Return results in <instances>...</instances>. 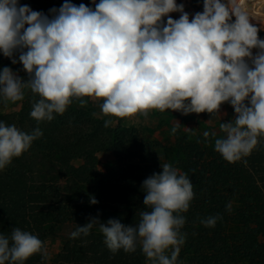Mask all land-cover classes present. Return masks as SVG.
Instances as JSON below:
<instances>
[{
    "label": "clouds",
    "instance_id": "1",
    "mask_svg": "<svg viewBox=\"0 0 264 264\" xmlns=\"http://www.w3.org/2000/svg\"><path fill=\"white\" fill-rule=\"evenodd\" d=\"M92 3L94 9L65 0L48 16L20 0H0V53L16 64L19 52L28 74L24 79L10 67L0 70V103L22 101L30 90L39 97L30 116L40 122L64 114L74 100L85 105L84 97L101 100V112L119 118L146 117L152 110L214 118L227 102L236 115L220 124L224 136L215 139L214 149L228 162L252 153L264 138V39L250 22L252 0H203V11L191 20L176 0ZM174 12L181 13L178 19L169 16ZM253 49H259L255 56ZM112 123L106 120L105 127ZM42 135L39 127L26 133L0 121V170ZM161 167L143 181L150 211H141L137 224L92 218L70 238L87 237L98 225L112 253L135 252L139 245L150 264H178L186 239L181 213L195 193L187 173L171 163ZM219 219L209 216L201 223L215 227ZM36 253L46 255L37 235L16 227L10 236L0 233V264H24Z\"/></svg>",
    "mask_w": 264,
    "mask_h": 264
},
{
    "label": "trees",
    "instance_id": "2",
    "mask_svg": "<svg viewBox=\"0 0 264 264\" xmlns=\"http://www.w3.org/2000/svg\"><path fill=\"white\" fill-rule=\"evenodd\" d=\"M69 2L90 7L83 0ZM64 3L20 0L21 5L48 16L50 9ZM250 22L259 29L261 39L264 19L255 16ZM19 76L28 78L23 65ZM38 99L30 94L18 112H0V121L6 125L26 133L39 127L43 133L27 152L0 170V233L10 236L13 228H20L37 235L46 249L47 237L66 223L74 224L72 231L92 218L102 223L117 219L125 225L137 224L140 212L150 211L143 203V181L162 171L157 156L160 143L143 139L135 128L105 127V120L72 105L64 114H54L51 121L38 122L30 116ZM176 148L172 165L188 174L195 193L189 210L181 213L186 218L182 229L186 239L180 250L184 264H264V138L249 156L236 162L226 161L215 149L208 151L198 140L179 137ZM103 151L114 157L104 171L98 169L97 157ZM38 160H49L46 172L37 168ZM92 198L98 203L91 204ZM229 203L230 211L226 209ZM216 215L222 219L215 227L201 223ZM232 223L238 224L235 232L230 231ZM24 264L147 262L139 245L135 252L112 253L97 225L87 237L71 239L69 234L50 261L36 253Z\"/></svg>",
    "mask_w": 264,
    "mask_h": 264
},
{
    "label": "rangeland",
    "instance_id": "3",
    "mask_svg": "<svg viewBox=\"0 0 264 264\" xmlns=\"http://www.w3.org/2000/svg\"><path fill=\"white\" fill-rule=\"evenodd\" d=\"M91 8H95L92 0H83ZM177 4L184 5V11L189 14L190 20L198 12L203 11V0H176ZM99 3V0H96ZM253 11L255 16L264 19V0H252ZM181 13L174 12L170 13L169 16L173 19H178ZM168 17H164V22L166 24ZM264 39V35L261 37ZM259 49H253V55ZM15 58L17 63L13 64L11 58L5 57L0 53V66L10 67L13 71L17 72L19 75L20 67L22 63L19 62V52L15 53ZM5 61H7L5 63ZM33 94L30 90H25L24 99ZM23 99V100H24ZM87 103L81 106L79 100H74L71 104L76 107H83L88 110L94 117L113 121L110 124L113 127L119 126L122 128H135L139 132L140 136L145 140H151L160 143V147L157 149V156L162 163L174 164L177 159V148L176 140L179 137L186 138L187 140H198L202 147H205L208 151L214 150L215 139L224 136V133L220 129L221 123L231 122L235 118V112L230 103H223L220 107V116L214 117L212 114L203 113H190L183 114L180 111L165 110L163 112L159 110H152L149 112L148 116L134 115L131 117L119 118L115 116H105L101 112L100 104L101 100L95 98L84 97ZM22 100V101H23ZM22 101L16 103H0L1 113H11L18 112L21 108ZM211 119V120H210ZM173 127H177V131L173 134ZM207 131L209 133L215 132V136L204 137L203 133ZM98 157V169L107 170L114 162V157L112 153L103 151L97 153ZM49 160H38L37 168L41 171L46 172L51 164ZM75 164L78 161L74 162ZM88 194L91 193L90 189H87ZM74 224L66 223L59 227L57 233L54 236H49L46 239V259L50 261L57 251L60 249L63 240L70 234ZM239 229L237 223H232L230 225V231L235 232ZM147 264H150L146 260ZM178 264H184V258L178 257Z\"/></svg>",
    "mask_w": 264,
    "mask_h": 264
}]
</instances>
